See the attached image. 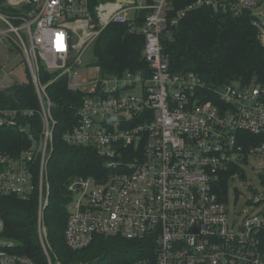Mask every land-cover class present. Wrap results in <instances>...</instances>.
Returning a JSON list of instances; mask_svg holds the SVG:
<instances>
[{
	"label": "built area",
	"instance_id": "2783aa9c",
	"mask_svg": "<svg viewBox=\"0 0 264 264\" xmlns=\"http://www.w3.org/2000/svg\"><path fill=\"white\" fill-rule=\"evenodd\" d=\"M174 1L114 0L93 10L89 0L2 4L6 10H0V46L8 47L0 69L6 71L13 63L11 43L33 80L43 127L39 137L29 133V148L15 155L0 149V191L21 199L38 195L37 227L49 264L64 263L52 255L44 222L57 123L47 87L63 75L69 77L70 89L84 94L64 141L94 146L112 171L103 181L77 176L69 183L65 241L71 250L87 248L97 235L150 238L153 251L128 264H264L259 238L264 198L255 203L261 209L247 212L241 222L231 221L226 205L231 182L246 175L243 164L249 158L264 164V85L230 84L209 97L197 90L202 83L194 73L170 71V59L162 49L163 39L188 12L199 8L249 14L264 43V0H192L179 9ZM130 8L137 10L136 17L127 14ZM111 23L143 33L151 75H107L96 65L98 78L80 83L73 68L84 63L86 52ZM42 67L61 72L45 84ZM35 112L0 109V127L25 131L21 115ZM260 178L264 183V171ZM3 232L0 218V264H35L13 253V242Z\"/></svg>",
	"mask_w": 264,
	"mask_h": 264
},
{
	"label": "trees",
	"instance_id": "16d2710c",
	"mask_svg": "<svg viewBox=\"0 0 264 264\" xmlns=\"http://www.w3.org/2000/svg\"><path fill=\"white\" fill-rule=\"evenodd\" d=\"M89 0L93 10L101 2ZM192 0H175L179 9ZM4 0H0L2 7ZM144 12L141 13V18ZM140 18V19H141ZM142 22V20H141ZM145 38L141 32H130L124 24L111 23L99 35L93 46L94 64L103 74L125 71L141 72L149 77L152 70L144 56ZM163 52L170 59V71L176 75L194 73L202 85V94L217 96L218 90L230 84L242 87L264 85V43L260 31L249 14L240 16L228 12L199 8L188 12L171 34L163 39ZM57 74L42 67L41 81L49 83ZM51 112L57 121L54 129V151L48 165L50 192L44 209L53 257L64 264H128L152 252L150 238L127 239L122 236H95L85 249L71 250L65 241L70 202L69 183L77 176L103 181L111 174L105 157L92 145H74L64 141V135L76 123L77 112L84 94L69 88V77L60 76L47 87ZM33 109V115L22 114L19 123L27 130L14 126L0 127V149L15 155L31 146L29 133L39 137L43 122L40 103L33 80L15 82L0 89V109ZM245 136L254 138L247 132ZM233 170H236V167ZM245 177V175H243ZM228 188V179L222 182ZM38 195L21 199L0 191V218L4 222L3 236L13 242L12 252L31 258L35 264H49L38 233ZM264 252V229L259 232ZM53 260H55L53 258Z\"/></svg>",
	"mask_w": 264,
	"mask_h": 264
},
{
	"label": "rangeland",
	"instance_id": "374dc122",
	"mask_svg": "<svg viewBox=\"0 0 264 264\" xmlns=\"http://www.w3.org/2000/svg\"><path fill=\"white\" fill-rule=\"evenodd\" d=\"M8 2V0H4ZM147 0H137V3H146ZM0 10H3L0 7ZM127 14L134 18L137 15V10L130 8ZM72 20V18H70ZM93 46L84 55V63L73 68V74L80 77V83L85 80L91 81L98 78V71L94 64ZM8 46H0V65L4 64L6 58V49ZM10 57L13 60L11 66L6 70L0 69V89L7 88L15 82H27L30 79V74L27 65L23 62V58L18 55L16 47L10 43ZM73 60L69 61V64ZM23 62V63H21ZM58 74L61 70L51 71ZM245 177H236L230 184L229 197L226 202L231 221L233 219L242 221L247 212H257L261 206H256V202L260 198H264V183L260 178V173L264 171V164H259L255 158H249V162L243 164ZM252 200L253 203H250Z\"/></svg>",
	"mask_w": 264,
	"mask_h": 264
},
{
	"label": "crops",
	"instance_id": "0c3cea01",
	"mask_svg": "<svg viewBox=\"0 0 264 264\" xmlns=\"http://www.w3.org/2000/svg\"><path fill=\"white\" fill-rule=\"evenodd\" d=\"M2 7H4V6H2ZM5 8V7H4ZM6 10V9H5Z\"/></svg>",
	"mask_w": 264,
	"mask_h": 264
}]
</instances>
